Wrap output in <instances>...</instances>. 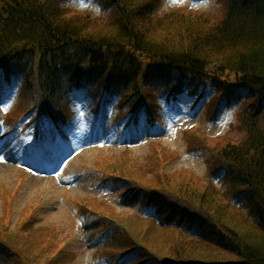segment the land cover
<instances>
[{
	"label": "trees",
	"instance_id": "16d2710c",
	"mask_svg": "<svg viewBox=\"0 0 264 264\" xmlns=\"http://www.w3.org/2000/svg\"><path fill=\"white\" fill-rule=\"evenodd\" d=\"M223 1V16L207 19L192 11L160 15L159 0H111L117 10L102 19L69 11L60 0H0V68L25 77L29 95H34L37 81L46 93L52 92L48 100L54 101L61 87L68 88L84 74L90 81L107 82L119 95H131L130 88L137 92V81H144L148 72L151 84L162 77V84L171 85V71L211 80L218 100L209 109L247 93L239 113V127L245 132L241 138H211L189 130L192 150L231 140L214 162L217 169H225L222 188L198 180L192 185L176 183L167 192L128 174L144 189L136 212L144 224L138 229V220L106 213L109 264L120 258H125L122 264H264V0ZM118 160L103 168L123 174ZM162 164L163 159L154 161V170L163 171ZM97 201L92 205L82 200V209H99ZM188 202L197 209L186 210ZM8 221L1 220L4 227ZM35 221L23 222L15 233L0 231L1 257L16 262L10 248L34 264H56L61 255L74 258L65 249L43 261L29 255L33 248L26 246L23 233ZM168 231L178 233L163 236ZM144 232L152 248L141 240ZM163 240L175 244L167 248Z\"/></svg>",
	"mask_w": 264,
	"mask_h": 264
},
{
	"label": "rangeland",
	"instance_id": "374dc122",
	"mask_svg": "<svg viewBox=\"0 0 264 264\" xmlns=\"http://www.w3.org/2000/svg\"><path fill=\"white\" fill-rule=\"evenodd\" d=\"M65 4L74 9L88 11L95 16L109 18L112 14L111 11L105 12L97 0H65ZM224 7L225 3L221 0H159L157 9L160 15L167 10L178 9L177 13L193 11L192 13L203 15L202 17L207 19H219L225 12ZM186 80L189 82L190 76H187ZM205 90L208 99L215 92L211 85H207ZM18 91V85L15 82L5 85L0 81L2 120L0 124V231L5 230L10 234V229L6 230L1 222L5 215L12 216L15 210L16 215L13 219L15 222L25 211L33 207V216L36 217V221L30 230L24 231L23 236L26 246L28 244L33 248V250L29 249L28 254L40 257V261H43V257L51 258L59 252L61 242L67 237V241H64L65 247L73 249L78 256L76 259H71L61 255L57 258L56 264H102L100 258L106 255L104 254L106 249L100 246L101 251H97L99 239L104 234L102 216L92 212L80 214L78 211L79 204L83 207L82 200L95 205L97 199L100 211L133 218L138 220V229L142 227L144 221L138 219L135 212L138 206L139 188L126 192L124 197L118 199L116 190L106 192L98 187L103 176L102 170H108L103 166L109 165L113 158L119 159L123 166V174L126 173V176L135 175L143 182L168 192L171 185L176 183L186 182L192 185L195 181L207 180L210 175L215 174L217 164L215 165L214 162L219 159L221 148L228 142L232 143L231 140L236 141L245 134L239 127L238 117L239 111L245 105L243 103L246 101L247 93H244L241 98L234 99L230 104L222 103L216 121L208 118L207 107L204 105L205 98L201 100L188 92H185L184 96L178 100L170 102L164 98L159 109L160 119L154 130L143 120L141 126H137L134 131L125 129L124 133L120 131L121 126L115 124L111 118L114 103L103 104L99 115L93 117L90 97L76 94V115L66 129V141L60 143L59 138L56 141L51 140L52 144L48 143L50 146H46L40 158L34 161L39 169L44 167L42 164L44 161H47L46 165L52 169L50 173L38 172V169L29 168L21 155L14 152L13 146L17 145L13 142V137H10L14 133L7 135L9 133V127L6 124L8 114L13 111L18 112L17 110L21 108V104L18 105ZM57 97L61 98L59 95ZM191 127L195 131L206 133L211 138L232 139L211 144L210 148L198 147L200 149L192 152L189 150L191 145L188 141ZM152 132L159 134L160 142L152 143L154 136L140 140L141 136ZM54 137L58 138L57 134ZM24 138L25 135L19 137V139ZM127 142L132 144L131 149L123 146ZM162 159L163 171L162 168L157 169L162 172V175H157L154 172L157 171L154 170V161L158 163ZM217 183L218 185L214 184L220 187L221 183ZM234 191L236 192L237 188H234ZM184 207L188 211L197 209L190 202L184 203ZM10 219L8 224L11 228L13 224ZM154 230L160 231L159 228ZM175 233L178 232L168 231L163 233V236L174 237ZM139 235L141 240L144 239L143 241L152 248L151 243L144 236L145 232ZM188 240L191 245L193 241ZM174 244V240L167 242L163 240V246L167 248ZM39 248L41 249L38 250ZM44 249L49 253L44 252ZM0 264H14V262L5 257L3 260L0 258ZM31 264L34 263L31 262Z\"/></svg>",
	"mask_w": 264,
	"mask_h": 264
}]
</instances>
